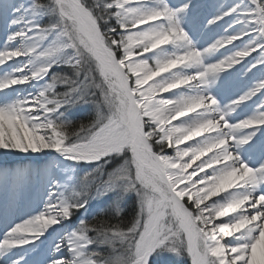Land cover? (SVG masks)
<instances>
[{"label":"snow or ice","instance_id":"1","mask_svg":"<svg viewBox=\"0 0 264 264\" xmlns=\"http://www.w3.org/2000/svg\"><path fill=\"white\" fill-rule=\"evenodd\" d=\"M0 22V152L43 161L0 169V264H264V0Z\"/></svg>","mask_w":264,"mask_h":264},{"label":"bare ground","instance_id":"2","mask_svg":"<svg viewBox=\"0 0 264 264\" xmlns=\"http://www.w3.org/2000/svg\"><path fill=\"white\" fill-rule=\"evenodd\" d=\"M215 2L225 3V2H228V0H215ZM4 38H5V29H4V26H3L2 22H0V46H2ZM237 43H239V42H237ZM173 91H175V90H173ZM160 95L166 97V96L169 95V93H163V94H160ZM181 119H183V118H181ZM172 123L176 124V123H178V121H173ZM205 135H207V134H205ZM186 143H192V141H189V142H186ZM181 147H183V145H181ZM32 155L33 156H38V155H41V154H32ZM211 155H212V153L210 152L205 157H202L201 159H207L208 156H211ZM26 156H27V154H23V153H20V154L15 155V156H13V155H7L6 156V155H4L3 152H0V169H12V168L25 166V165L42 166V164H43L42 160H34L31 157L25 158ZM198 163H199V161H197V164ZM13 165H15V167ZM194 167H195V165H194ZM189 171H191V169H189ZM194 179H195V177H194ZM26 196H27V193H23L22 194V199H23V201L25 203L28 202L26 200ZM0 199H2V197H0ZM213 199H216V197H214ZM12 213L14 215L22 214V213H16L15 206H13Z\"/></svg>","mask_w":264,"mask_h":264},{"label":"rangeland","instance_id":"3","mask_svg":"<svg viewBox=\"0 0 264 264\" xmlns=\"http://www.w3.org/2000/svg\"><path fill=\"white\" fill-rule=\"evenodd\" d=\"M170 152H171V150H169ZM94 207H95V205H94Z\"/></svg>","mask_w":264,"mask_h":264}]
</instances>
